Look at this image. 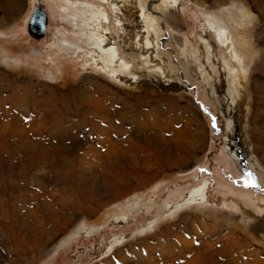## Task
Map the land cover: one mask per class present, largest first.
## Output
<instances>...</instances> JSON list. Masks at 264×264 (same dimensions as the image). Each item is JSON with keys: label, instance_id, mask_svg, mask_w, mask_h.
I'll return each instance as SVG.
<instances>
[{"label": "rangeland", "instance_id": "rangeland-1", "mask_svg": "<svg viewBox=\"0 0 264 264\" xmlns=\"http://www.w3.org/2000/svg\"><path fill=\"white\" fill-rule=\"evenodd\" d=\"M97 1L0 0V21L3 22L0 27V87L12 84L14 72L20 71L21 84L28 77L33 91L37 89L36 92H41L44 97L57 96L62 91H69L67 86H62L60 78L64 71L72 70L79 77L78 82L72 84L77 93L83 87L92 89L99 83L113 103V118L117 120L113 125H123L132 130L141 119L149 116L146 113L152 107L161 105L168 109L171 104L164 95H152L149 88L141 87L133 82L134 79L128 81L124 78L128 76L127 69L118 71L112 78L95 66L94 63H100L101 59L95 57L97 53L91 38L93 26L88 23V17L86 22L81 17L83 13L89 15ZM36 6L42 7L47 15L44 31L38 37L30 34L27 26ZM137 6L138 9L145 6L157 18L163 59L172 65V73L183 86L178 91L184 94L178 102L179 108L188 107L197 115V125L204 133L203 146L185 162L191 163L185 171H170L169 178L159 176L140 197L134 196L133 199L114 201L107 207L96 208L92 220L99 219L98 224L77 221L69 231L53 239L36 255L24 252L17 256L9 229L16 232L24 228L25 238L31 242L30 236L38 219L52 217V210L64 213L68 211L67 203L75 201L73 195L66 197L60 190L70 192L74 188L86 194L84 190L94 182V178L88 173L91 172L90 167H83L67 151H60L51 160L37 159L25 144L19 149L9 143L7 146L1 144L0 264H99L112 255L117 259L116 249L127 243L135 245L141 235L158 233L164 239H169L172 238L171 230L180 227L194 236L192 229L195 225L208 236L214 233L208 242H215L220 247L226 242V239H220L222 235L227 236L236 232L234 229L245 228L246 220L251 221L254 215H264V0H175L171 4L166 0H137ZM139 11L138 15L141 16ZM109 17V35H113V45L120 52H126L129 59L134 57L132 59L140 70L137 55L126 49L123 31L114 12L112 16L109 11ZM212 21L214 24L221 21L233 33L245 56L246 66L240 87L242 97L236 95L227 81L222 60L225 59L231 69L234 66L226 50L214 46L217 54L215 69L208 67L209 62L204 57L206 50L202 38L218 45L215 29L211 27ZM178 42L190 46L191 52L204 64L203 71L199 73L206 78L209 71V81L199 78V75L195 77L193 71L188 69L187 63L179 55ZM10 94L7 92L5 96ZM19 109L13 108L14 113L8 116L3 115L1 110L0 114L12 122L16 115L28 121L32 114ZM64 117L58 118L60 121L63 119L62 125L74 126L76 130L71 138L64 136L63 126L56 130L59 134L55 136L47 130L43 131L49 146L82 144L85 147L87 136L92 134L105 148L103 133L92 128L83 115L73 111L71 119L65 121ZM108 120L104 123L110 124ZM237 123L248 140L247 151L240 152V155L234 154L229 146L230 143L232 147L235 145L231 133ZM256 126L258 132H254L257 131ZM11 130L12 127L3 136H9L11 141H20L17 137L13 138ZM143 134L147 133L134 134L133 141L125 144V147L131 148L138 156L153 158L154 152L147 149ZM31 135L33 139L38 138L34 131ZM113 135L122 141L126 139L118 133ZM258 135H261V139L256 138ZM23 163L58 164L45 167L50 176L48 180L42 179V173L35 166L13 174V183L9 182V177L5 179L3 173L9 167L15 171ZM114 163L113 167L116 168ZM69 168L70 171L66 172ZM205 182L204 194L187 202L191 191ZM43 229L42 226L40 231ZM237 234L240 235V232ZM263 240L264 236L259 241L261 244L254 247L263 251ZM197 243H200V239ZM228 250L219 256V261L245 264L244 261L248 259L245 254H237L234 247ZM261 257L264 259V254Z\"/></svg>", "mask_w": 264, "mask_h": 264}, {"label": "bare ground", "instance_id": "bare-ground-1", "mask_svg": "<svg viewBox=\"0 0 264 264\" xmlns=\"http://www.w3.org/2000/svg\"><path fill=\"white\" fill-rule=\"evenodd\" d=\"M167 1H169V4L175 2V0ZM97 3L94 4L95 6L89 15L83 13L81 17L85 22L88 20L86 17H88L90 19L88 23L93 26L91 38L97 53L95 57L101 59L100 63H94L95 66L112 78L113 75L116 76L118 71L123 72L127 69L128 76L124 78H127L128 81L134 79L133 82L140 84L141 87L149 88L152 95H164L171 106L168 109H164L161 105L152 107L146 113L149 116L144 120L141 119L134 129L129 130L123 125H113V122L117 121L116 118H113V103H111V99L99 83L93 86L92 89L83 87L77 93L72 84L78 82V73L66 70L62 73V76L60 75V80L62 86H67L69 91H62L57 96L44 97L41 92H36L37 89L33 91L28 77V79H24V84H21L19 80L22 73L20 71L18 73L14 72L15 74L12 76H15L13 78L14 82L4 85L5 87H0V110L3 111V115L8 116L13 112V108L18 107L19 110L28 111L32 115L28 121L16 115L12 122L6 120L0 114V148L3 145L7 146V143H9L14 148L19 149L23 148L25 144L26 148L28 147L33 151L37 159L49 160L54 159V156L59 154L60 151H67L75 161L81 162L80 164L83 167H90L91 172L88 173L92 174L94 178V182L85 188L86 194L82 193L83 190L78 192L74 188L70 192L67 189L60 190L66 197L73 195L75 201L67 203L68 211L64 213L52 210V217L44 220L38 219L36 221L38 224L34 227V232L30 236L31 242L26 240L24 228L16 232L9 229L17 256L24 252L36 255L53 239L69 231L77 221L98 224L99 219L92 220L97 212L96 208L107 207L114 201L127 198L133 199L134 196L140 197L145 188L151 182L159 179V176L169 178L170 171H185L191 164L185 162L193 158L195 151L203 146L202 136L204 133L203 129L197 125V115L191 112L188 107L181 106L179 108L178 102L184 97V94L178 91L183 89V86L179 84L177 76L172 73V65L163 59L164 56L160 51L158 40L160 31L158 30L156 16L151 15V10H148V12L145 6H140V9H138L137 0H98ZM139 10H141V16L138 15ZM109 11L112 16L114 12L116 21L123 31L126 49L134 51L137 55L140 70L132 59L134 57L131 56L132 58L129 59L126 52H120L118 47L113 45V35H109L111 33ZM1 26H3L2 21H0ZM211 27L215 29L218 45L211 44L205 38L201 40L206 50L204 57H207L208 67L215 69L216 49H219V47L224 48L234 66L231 69L226 60H222L227 81L233 86L236 95L242 97L240 87L242 86L241 80L246 66L245 56L236 37L229 29L225 28L221 21L215 24L212 21ZM178 45L179 55L187 63L188 69L190 68L193 71V75L195 77L199 75V78L209 81V71H207L206 78L199 73L203 71L204 64L200 63L197 55L191 52L190 46L182 42H178ZM131 62L132 66L130 68ZM7 92L11 94L5 96ZM172 108L175 110L173 111ZM73 111L78 115H83L92 128L103 133L105 148L100 145L99 139L92 136V134L87 136L85 147L82 144L49 146L43 135L45 130L55 136L59 134L56 130L63 126L65 128L63 130L64 136L67 135L68 138H71L70 136L76 128L62 125L63 119L60 121L58 118L63 115L65 121L69 120ZM141 117H143L142 114ZM106 120L111 123L105 124L104 121ZM11 127L10 134L20 141H15L13 138L11 141L9 136H3L7 135V131ZM255 129L257 131L254 132L259 131L257 126ZM32 131L38 135L37 139H33ZM142 132L147 133L146 135L143 134L142 139L147 144V149L154 152L153 158L138 156L131 148L125 147V144L133 141L132 136L134 134H141ZM113 133L124 135L126 139L124 141L116 139ZM231 136L234 138L233 142L235 141L233 147L231 143L229 145L232 152L236 155H240V152L245 153L248 140L238 123L236 128L232 129ZM256 138L261 139V135ZM83 150L84 152H82ZM156 152L161 153L162 157ZM116 154L120 156H115ZM113 162H116L114 163L116 168L113 167ZM48 164L57 165L58 163H23V166L18 167L15 171L14 168L9 167L10 169H7L3 176L5 179L9 177V182L13 183V174L35 166L37 171L42 173L40 175L42 179L48 180L50 177L48 176L49 172L45 171ZM129 168L133 170L129 171ZM60 170L62 169L60 168ZM65 171L69 172L70 168ZM206 186L207 183L205 182L201 187L193 189L187 202L203 195ZM43 189L48 191L47 187ZM48 207L52 208L49 205ZM42 226L44 229L40 231ZM234 230L236 232L230 233V235H222L223 238L220 239H226V242L220 247H217L215 242H208L214 233L208 236L205 231L201 232L196 225L192 229L194 236H190L187 230L180 227L171 230L172 238L169 239H164L158 233L139 235L140 237L135 245L127 243L116 249L117 259L113 258L112 255L99 264H240L237 261L231 263L219 261V256L223 255L226 250L229 251L230 247L236 248L237 254L247 256L248 259L244 261L245 264H264V259L261 257L264 250H258L254 247V245L260 243L259 241L264 236V215L261 217L254 215L251 221L246 220L245 228ZM237 232H240V235ZM198 239H200V243H197Z\"/></svg>", "mask_w": 264, "mask_h": 264}, {"label": "water", "instance_id": "water-1", "mask_svg": "<svg viewBox=\"0 0 264 264\" xmlns=\"http://www.w3.org/2000/svg\"><path fill=\"white\" fill-rule=\"evenodd\" d=\"M46 19L45 10L40 6H36L28 19L27 26L29 33L35 37L40 36L44 31Z\"/></svg>", "mask_w": 264, "mask_h": 264}]
</instances>
